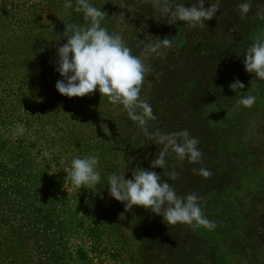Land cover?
<instances>
[{"label": "trees", "instance_id": "obj_1", "mask_svg": "<svg viewBox=\"0 0 264 264\" xmlns=\"http://www.w3.org/2000/svg\"><path fill=\"white\" fill-rule=\"evenodd\" d=\"M65 2L0 0L1 42L8 44L0 50V133H15L16 124L22 123L26 131L21 136L34 139L31 144L38 155L42 148L45 165L42 169L32 160V149L28 153L21 145L5 144L9 151L4 163L14 167L8 174L26 177L25 184L35 187L37 199L29 197L26 206L40 212L49 198L45 184L55 175L59 187L67 184L77 206L88 209L83 223L87 237L99 236L109 246L104 253L123 258V263L155 264L152 255L158 253L166 264H264V80H254L243 64L247 48L264 38V19L257 16L264 0H251L243 19L237 10L242 0H218L216 15L205 27L196 28L180 21L169 25L154 8V0H91L107 13L101 26L121 34L134 55L155 37L173 39L165 55L146 61L151 71L141 97L157 117L149 122L148 131L187 129L199 140L203 156L190 164L169 153L164 169L150 168L163 146L141 134L120 105L110 104L96 91L79 98L61 96L54 87L60 79L54 71L57 53L43 51L32 58L26 54L31 45L42 51L49 37L64 32L68 24L88 26L83 13L65 10ZM170 2L190 7L194 0ZM51 12L52 20H36L43 14L50 17ZM15 43L21 46L19 54L12 48ZM235 80L245 87L232 91L229 85ZM245 93L256 97L251 107L237 103ZM64 133L68 136L62 138ZM93 154L104 166L100 184L74 188L66 179L71 160ZM138 166L161 174L179 196L197 194L205 216L217 227L208 231L166 225L161 216L134 206L135 225L141 232L137 246L129 255L123 249L113 250L122 239L114 232L124 229V207L109 196L106 178L115 173L130 179ZM199 168L212 175L203 178L193 171ZM171 171L178 173L175 179L168 175ZM108 199L113 202L111 211Z\"/></svg>", "mask_w": 264, "mask_h": 264}, {"label": "clouds", "instance_id": "obj_2", "mask_svg": "<svg viewBox=\"0 0 264 264\" xmlns=\"http://www.w3.org/2000/svg\"><path fill=\"white\" fill-rule=\"evenodd\" d=\"M210 4L205 8V3ZM251 0H242L237 5L243 19L251 10ZM64 8L83 13L86 27L75 24L66 25L63 37L66 43L57 48V61L54 71L60 79L54 85L58 94L64 97H84L98 92L108 98L112 105H120L137 127V130L154 140L163 147L151 162L150 168L164 169L167 166L166 155L172 153L179 161L187 160L196 164L202 160L199 140L192 136L187 129L177 132L148 131L150 121L157 117L153 113L151 104L141 97L145 77L151 71L146 61L155 56L166 54V50L173 47V39L167 37L155 39L147 43L140 55H134L119 33H110L101 22L107 16L101 8H97L91 0H66ZM154 8L163 18H167L169 25L178 21L184 22L189 28L205 27V22L211 20L219 11V2L210 0H194L190 7L184 2L175 6L170 0H154ZM260 19H264V8L257 12ZM244 70L251 73L255 79L264 80V38L258 37L244 54ZM245 87L244 83L235 80L229 85L232 91ZM255 96L247 93L240 95L237 103L243 107H251L255 103ZM26 129L22 123L15 126L16 135H23ZM98 155L75 156L70 162V169L66 179L76 189L96 188L101 182ZM193 171L209 178L212 173L207 168L193 169ZM171 179L178 175L175 171L168 173ZM107 190L109 196L124 204L125 212L134 206L142 207L153 214L162 217L163 223L175 226L188 225L192 228L214 230L215 221L209 220L200 205V197L191 193L186 196L177 195L176 190L168 182L162 180L161 174L155 171L137 167L130 179L124 174H109L107 176ZM126 230V229H125Z\"/></svg>", "mask_w": 264, "mask_h": 264}, {"label": "rangeland", "instance_id": "obj_3", "mask_svg": "<svg viewBox=\"0 0 264 264\" xmlns=\"http://www.w3.org/2000/svg\"><path fill=\"white\" fill-rule=\"evenodd\" d=\"M52 15L53 12L50 13V17L43 14L36 20L40 23L44 20H52ZM63 33V31L57 32L49 37L42 51L36 49L35 45L28 46L26 54L30 58L41 55L43 51H47L46 54H50L49 51L56 54L57 48L66 43ZM1 41L0 36V50L7 49L8 44ZM230 41L228 39L227 43ZM12 48L15 49V54L21 52V46L18 43H15ZM65 136L68 135L65 133L61 135L62 138ZM0 138L2 141L0 143V264H127L122 262L123 258V260L118 257L112 258L111 255L105 254L104 251L109 246L99 241V236L94 235L92 240L87 237L83 230V223L84 219L89 217L88 209L84 205L77 206L76 201L71 197L70 190L67 189V184L59 187L60 182L55 179V175L45 184L44 189L49 198L40 212L28 208L26 206L28 198H36L35 192L32 191L35 187L31 184V188L28 183L25 184L26 177L8 174L14 167L4 163L5 155L9 151L5 144L12 147L21 145L28 153L29 149H32V160L45 169L40 158L42 148H39L40 155H38L31 144L33 138L14 133L2 131ZM98 170L100 173L103 172L102 163ZM107 203L108 210L111 211L112 200L108 199ZM122 205L125 207L123 203ZM122 218L125 222L124 229L114 232L122 239L119 238L112 249H123V252L129 255L135 250L137 246L135 240L141 236V232L135 225L137 220L133 209L128 212L123 210ZM113 255L116 256L115 253ZM152 258L155 264H166L158 253H154Z\"/></svg>", "mask_w": 264, "mask_h": 264}]
</instances>
